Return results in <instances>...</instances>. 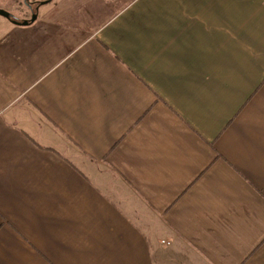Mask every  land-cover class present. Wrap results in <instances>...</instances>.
<instances>
[{"label": "crops", "instance_id": "0c3cea01", "mask_svg": "<svg viewBox=\"0 0 264 264\" xmlns=\"http://www.w3.org/2000/svg\"><path fill=\"white\" fill-rule=\"evenodd\" d=\"M0 34V264H264V0H60Z\"/></svg>", "mask_w": 264, "mask_h": 264}, {"label": "rangeland", "instance_id": "374dc122", "mask_svg": "<svg viewBox=\"0 0 264 264\" xmlns=\"http://www.w3.org/2000/svg\"><path fill=\"white\" fill-rule=\"evenodd\" d=\"M29 1L33 3V1L37 0ZM59 1L60 0H50L41 4L40 8L52 6L54 3H57ZM0 9L8 12L18 21H25L26 19L32 17V15L29 13L28 7L26 6V4H24L23 0H0ZM11 22H13L12 19L0 15V34H5L8 28L14 26V24H12Z\"/></svg>", "mask_w": 264, "mask_h": 264}, {"label": "flooded vegetation", "instance_id": "af4514ba", "mask_svg": "<svg viewBox=\"0 0 264 264\" xmlns=\"http://www.w3.org/2000/svg\"><path fill=\"white\" fill-rule=\"evenodd\" d=\"M48 1H50V0H37V1H33V3H32L29 0H23L24 4H26V6L29 9V13L32 15L31 18L26 19L25 21L28 23L32 18H36L38 13H39L40 5L45 3V2H48ZM10 19L17 20L16 18H14L12 16H10ZM18 22H23V21H18Z\"/></svg>", "mask_w": 264, "mask_h": 264}, {"label": "water", "instance_id": "95a60500", "mask_svg": "<svg viewBox=\"0 0 264 264\" xmlns=\"http://www.w3.org/2000/svg\"><path fill=\"white\" fill-rule=\"evenodd\" d=\"M0 15L5 16L7 18H10V16H11L8 12H6L4 10H1V9H0ZM23 23H27V22L26 21H23Z\"/></svg>", "mask_w": 264, "mask_h": 264}, {"label": "trees", "instance_id": "16d2710c", "mask_svg": "<svg viewBox=\"0 0 264 264\" xmlns=\"http://www.w3.org/2000/svg\"><path fill=\"white\" fill-rule=\"evenodd\" d=\"M13 22H15V23H17V24H21V23H23V22H18L17 20H13Z\"/></svg>", "mask_w": 264, "mask_h": 264}]
</instances>
